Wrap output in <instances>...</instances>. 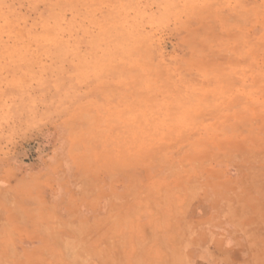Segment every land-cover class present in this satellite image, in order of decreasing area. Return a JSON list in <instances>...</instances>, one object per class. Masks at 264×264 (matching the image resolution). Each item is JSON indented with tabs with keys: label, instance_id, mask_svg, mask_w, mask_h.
Masks as SVG:
<instances>
[{
	"label": "rangeland",
	"instance_id": "374dc122",
	"mask_svg": "<svg viewBox=\"0 0 264 264\" xmlns=\"http://www.w3.org/2000/svg\"><path fill=\"white\" fill-rule=\"evenodd\" d=\"M109 181L264 224V0H0V209Z\"/></svg>",
	"mask_w": 264,
	"mask_h": 264
},
{
	"label": "crops",
	"instance_id": "0c3cea01",
	"mask_svg": "<svg viewBox=\"0 0 264 264\" xmlns=\"http://www.w3.org/2000/svg\"><path fill=\"white\" fill-rule=\"evenodd\" d=\"M108 184L75 209L35 202L19 221L0 209V264H264V224L225 192L193 213L192 200Z\"/></svg>",
	"mask_w": 264,
	"mask_h": 264
}]
</instances>
